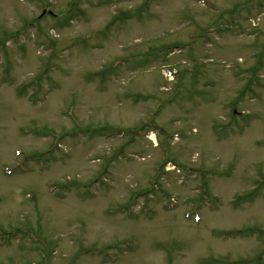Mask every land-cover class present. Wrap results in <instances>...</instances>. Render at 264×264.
Listing matches in <instances>:
<instances>
[{
	"label": "rangeland",
	"instance_id": "obj_1",
	"mask_svg": "<svg viewBox=\"0 0 264 264\" xmlns=\"http://www.w3.org/2000/svg\"><path fill=\"white\" fill-rule=\"evenodd\" d=\"M0 264H264V0H0Z\"/></svg>",
	"mask_w": 264,
	"mask_h": 264
},
{
	"label": "bare ground",
	"instance_id": "obj_2",
	"mask_svg": "<svg viewBox=\"0 0 264 264\" xmlns=\"http://www.w3.org/2000/svg\"><path fill=\"white\" fill-rule=\"evenodd\" d=\"M151 136H150V138H152L153 137V134H150Z\"/></svg>",
	"mask_w": 264,
	"mask_h": 264
}]
</instances>
